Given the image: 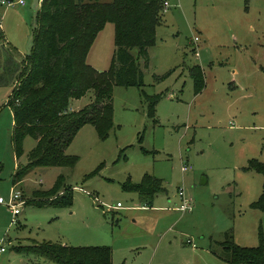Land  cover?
<instances>
[{
    "label": "rangeland",
    "instance_id": "1",
    "mask_svg": "<svg viewBox=\"0 0 264 264\" xmlns=\"http://www.w3.org/2000/svg\"><path fill=\"white\" fill-rule=\"evenodd\" d=\"M1 1L0 197L8 201L14 187L24 203L16 216L0 203V246L6 248L0 264H51L24 249L47 241L108 246L112 264H232L219 245L226 234L241 246H257L260 232L264 241V210L250 207L264 175L244 169L249 159L264 162V0L161 2L156 45L143 70L144 91L161 94L153 116L139 87L113 85L108 136L100 139L85 124L65 149L78 158L73 167H35L17 184L13 175L28 163L36 141L27 136L23 155L16 156L7 101L19 71L12 75L7 67L31 52L39 0L12 7ZM113 33L106 23L88 51L86 62L98 71L112 63ZM193 64L205 76L197 95L188 70ZM92 97L90 90L73 105ZM144 174L165 187L151 204L123 188ZM60 179V188H71L70 207L27 202L33 191H47ZM180 190L191 199L190 211L176 209Z\"/></svg>",
    "mask_w": 264,
    "mask_h": 264
},
{
    "label": "trees",
    "instance_id": "2",
    "mask_svg": "<svg viewBox=\"0 0 264 264\" xmlns=\"http://www.w3.org/2000/svg\"><path fill=\"white\" fill-rule=\"evenodd\" d=\"M161 2L164 7V0H40L31 52L17 66L11 60L13 63L7 67L12 75L19 71L7 102L13 111L12 143L16 156L23 155L27 136L36 141L28 153V163L13 175L14 184L35 167H73L78 158L67 154L65 149L85 124H91L98 137L105 139L113 125V85L139 87L147 114L153 116L161 94L144 91L143 70L149 64L148 49L156 41ZM108 22L114 27L115 53L108 70L98 71L86 58L97 34ZM0 35H3L1 27ZM164 75L154 78L159 81ZM189 75L193 92L197 94L205 85L203 70L193 65ZM90 90L93 97L88 104L78 110L69 109L72 99H79ZM244 169L264 175V162L249 159ZM60 182L61 179L47 191H33L27 202L36 207H70L71 188H60ZM123 188L136 192L145 204H151L154 196L165 190L161 180L149 174H144L139 183L126 182ZM250 207L264 210V182L261 194ZM259 238L257 246H241L230 233L219 245L232 264H264L261 232ZM24 249L46 257L51 264H112L108 246H72L47 241Z\"/></svg>",
    "mask_w": 264,
    "mask_h": 264
},
{
    "label": "built area",
    "instance_id": "3",
    "mask_svg": "<svg viewBox=\"0 0 264 264\" xmlns=\"http://www.w3.org/2000/svg\"><path fill=\"white\" fill-rule=\"evenodd\" d=\"M24 2L22 0H18V1H15V0H2L1 1V4L2 5H6L7 7H12V6H15V5H18V4H23ZM164 6H168V2L167 1H164L163 3ZM1 27V25H0ZM194 40V43L196 44L195 47L197 48V43L199 41V38L197 36H195L193 38ZM194 48V50L196 49ZM196 56L198 55V52L195 51L194 53ZM189 168L187 166H182L181 167V170L184 172L186 170H188ZM178 196L181 200V203L179 204V206H176V209L179 210V211H190L192 209L191 207V199H188L186 197H184V194L183 192L180 190L178 192ZM0 203H6L8 206L11 207L12 211H13V214L14 216L18 215L21 213V206L23 205L24 201L22 199V194L19 190L15 189L14 187H12V194L9 198L8 201H6V199L4 197H0ZM121 204L118 202L116 204V207H120ZM187 243H191V240H187L186 241ZM195 244L192 243V247H194ZM6 250V248L1 245L0 246V255Z\"/></svg>",
    "mask_w": 264,
    "mask_h": 264
},
{
    "label": "crops",
    "instance_id": "4",
    "mask_svg": "<svg viewBox=\"0 0 264 264\" xmlns=\"http://www.w3.org/2000/svg\"><path fill=\"white\" fill-rule=\"evenodd\" d=\"M164 1H167V0H164ZM38 3H39V5H40V0L38 1ZM38 9V8H37ZM157 33V32H156ZM3 39H4V33H3V35L1 36ZM154 45H156V41H155V44ZM153 45V46H154ZM196 45V44H195ZM197 45H198V43H197ZM193 50V49H192ZM148 53H150L149 52V49H148ZM149 59H150V55H149ZM150 61V60H149ZM149 65V64H148ZM193 65H196V64H193ZM193 65H190L189 67H188V70H189V68L191 67V66H193ZM200 66V65H199ZM93 67V66H92ZM201 67V66H200ZM202 68V67H201ZM260 68L262 69V70H264V67L260 64ZM202 70H203V68H202ZM169 71H171V69L169 70ZM232 72H234V70L232 71ZM203 73H204V70H203ZM204 78H205V76H204ZM192 80V79H191ZM234 86V85H233ZM204 87H205V85H204ZM203 87V88H204ZM203 90V89H202ZM202 90L199 92V93H201L202 92ZM194 93V92H193ZM199 93H197V94H199ZM197 94H195V95H197ZM83 98V97H82ZM74 100H76V101H78V100H81V98H79V99H72L71 100V103H70V105H69V109L70 110H78V109H80V108H82L83 106H85L86 104H88V103H86L85 105H83V103H81V104H77V105H73V101ZM8 102V101H7ZM13 112V111H12ZM14 121V120H13ZM15 186V185H14Z\"/></svg>",
    "mask_w": 264,
    "mask_h": 264
},
{
    "label": "water",
    "instance_id": "5",
    "mask_svg": "<svg viewBox=\"0 0 264 264\" xmlns=\"http://www.w3.org/2000/svg\"><path fill=\"white\" fill-rule=\"evenodd\" d=\"M202 182H204V179H203V181Z\"/></svg>",
    "mask_w": 264,
    "mask_h": 264
}]
</instances>
